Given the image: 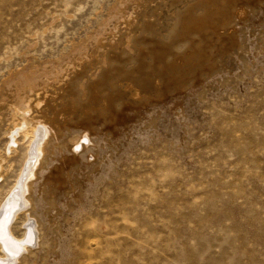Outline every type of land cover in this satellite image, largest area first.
I'll return each instance as SVG.
<instances>
[{
  "label": "rangeland",
  "instance_id": "rangeland-1",
  "mask_svg": "<svg viewBox=\"0 0 264 264\" xmlns=\"http://www.w3.org/2000/svg\"><path fill=\"white\" fill-rule=\"evenodd\" d=\"M28 100L17 264H264V0H0L1 155Z\"/></svg>",
  "mask_w": 264,
  "mask_h": 264
},
{
  "label": "bare ground",
  "instance_id": "bare-ground-1",
  "mask_svg": "<svg viewBox=\"0 0 264 264\" xmlns=\"http://www.w3.org/2000/svg\"><path fill=\"white\" fill-rule=\"evenodd\" d=\"M30 102L28 100L22 107L14 106L12 108L11 118L15 123L9 133V145L4 155L0 154V180H2L8 172L4 168L6 162L17 153L18 138L23 137L25 140H29L26 161L20 170L19 179L8 189L0 201V264L19 263L23 253L26 251L29 254V250L34 246H39L41 241L39 223L30 212L33 207L31 188L36 171L44 160L45 146L50 135L52 136V130L42 119L32 117ZM51 120L50 122H52ZM82 146L80 144L76 147L81 148ZM21 216L24 218L22 234L17 237L14 235L11 225L15 224Z\"/></svg>",
  "mask_w": 264,
  "mask_h": 264
}]
</instances>
